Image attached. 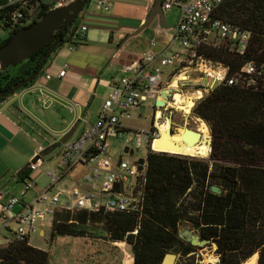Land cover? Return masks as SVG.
<instances>
[{
  "label": "trees",
  "instance_id": "16d2710c",
  "mask_svg": "<svg viewBox=\"0 0 264 264\" xmlns=\"http://www.w3.org/2000/svg\"><path fill=\"white\" fill-rule=\"evenodd\" d=\"M7 1L0 0V6ZM33 3L37 6L33 24L55 8L43 4V0ZM13 11L10 8L0 14L5 31ZM215 19L251 33V47L245 56L236 55L224 45L209 47L205 50L207 58L228 67L231 75L248 63L264 66V0H227L216 11ZM78 21L62 33L61 47L78 31ZM25 28L8 35L0 47ZM49 48L7 69L0 78V95L29 80L43 64ZM5 100L0 97V103ZM192 117L210 130L211 156L201 160L164 152L148 154L147 203L138 235H133L138 224L130 215L60 213L52 227L51 241L90 238L111 245L127 243L133 264H163L171 253L180 256L178 264H200L197 249L180 238V227L189 224L217 247L218 264H245L255 255H259L258 264H264V90L222 84L197 103ZM30 174V169L21 173L22 183L31 179ZM219 180L223 181L221 185ZM213 186L220 187L222 195L211 193ZM87 224L110 228V237L96 239L76 230ZM0 264H51V256L32 247L28 239H13L1 247Z\"/></svg>",
  "mask_w": 264,
  "mask_h": 264
},
{
  "label": "built area",
  "instance_id": "2783aa9c",
  "mask_svg": "<svg viewBox=\"0 0 264 264\" xmlns=\"http://www.w3.org/2000/svg\"><path fill=\"white\" fill-rule=\"evenodd\" d=\"M34 1L8 0L5 6H0V14L14 8L9 14L8 35L33 24L37 8ZM74 1L62 0L56 7ZM162 1L165 12L180 11L175 41L182 51L167 56L148 53L125 66L124 77L110 86L109 97L103 99L95 122L90 123L80 115L79 131L61 146L56 158L48 159V155L30 164L31 172L43 169L48 185L40 190L38 181L30 179L23 183L20 194L11 197L0 210V232H12L11 225H15L14 240L30 241L33 235L43 240L46 228L53 227L60 213H88L133 216L138 224L133 235H138L147 203L148 154L163 153L155 148L162 138L160 128L168 122L172 127L180 121L187 126L188 120L194 119L192 111L197 103L222 84L264 90V66L248 63L239 73L231 75L228 67L205 54L209 47L221 45L238 56L249 52L251 33L215 19L216 11L227 0ZM97 7L108 12L111 4L98 0ZM89 15L92 12L86 7L79 19L85 20ZM87 31L88 27L82 23L55 54L76 50ZM67 69L66 65L59 72L60 80L66 77ZM167 69L172 70L166 73ZM51 78L46 76L47 80ZM209 81L215 86L209 85ZM163 92L168 96L163 97ZM150 101L155 114L152 126L148 129L130 126L134 119L142 118ZM158 102H163V106H157ZM142 150L146 151L145 157L139 156ZM1 238L0 249L11 241ZM113 245L131 249L127 243Z\"/></svg>",
  "mask_w": 264,
  "mask_h": 264
},
{
  "label": "crops",
  "instance_id": "0c3cea01",
  "mask_svg": "<svg viewBox=\"0 0 264 264\" xmlns=\"http://www.w3.org/2000/svg\"><path fill=\"white\" fill-rule=\"evenodd\" d=\"M97 1H88L92 15L78 21L88 31L77 49L53 55L33 85L0 103V210L11 197L20 194L24 187L21 173L29 169L41 149L47 148L40 144L37 134L46 132L49 137L45 141L50 147L71 130L80 115L87 119L103 90L106 68H120L123 78L125 66L145 54L167 56L178 52L175 36L180 11H164L140 35L130 37L145 24L157 0H108V12L98 8ZM80 48L83 51L76 54ZM66 65L67 75L60 80L58 74ZM47 75L51 80L46 79ZM118 81L113 78L108 87ZM65 111L71 116L65 117ZM97 115L94 121L87 120L94 123ZM49 116L55 121L52 126L46 121ZM38 171L31 172L30 178L35 179Z\"/></svg>",
  "mask_w": 264,
  "mask_h": 264
},
{
  "label": "water",
  "instance_id": "95a60500",
  "mask_svg": "<svg viewBox=\"0 0 264 264\" xmlns=\"http://www.w3.org/2000/svg\"><path fill=\"white\" fill-rule=\"evenodd\" d=\"M61 1L62 0H43V4L50 5L55 8L49 13H47L40 21L32 24L29 28H25L17 32L12 37L9 43L0 47V78L3 76V73L7 69L17 67L18 65L26 62L27 60L44 50L45 48L50 47L44 57L43 64L38 68L35 74L19 87L0 95L1 98L6 99L9 96L21 91L22 89L27 88L30 84L36 81L37 78H39L40 74L44 71V68L46 67L49 59L55 54L57 49L61 45H63L62 33L67 30L69 25L79 20V17L87 7L89 0H75L74 2L66 6L56 7ZM163 12V1L157 0L154 9L151 12L149 18L146 20L145 24L130 37H136L140 35L145 29L151 26V24L156 18L161 17ZM162 96L167 97L168 93L163 92ZM163 104V102H158L157 106H163ZM78 127L79 123L77 122L59 142H57L53 146L45 148L40 157L35 158L33 162L36 163L38 160H40L41 157L44 158L56 151L57 149L61 148L62 145H64L75 135ZM169 136L170 138H173L175 134L173 135L172 131L170 130ZM202 137V134L196 133L188 128H185V132L182 136L183 144L188 147H192L195 144H199L201 142ZM162 139L163 136L160 141H162ZM212 144V137H210L209 145L211 148V152ZM169 147H172L174 149H182V147H179L178 145ZM174 155L187 156L183 154ZM209 155L211 156V154ZM214 170L217 171L218 167H215ZM222 183L223 181L219 180V184L221 185ZM210 191L215 195H222L223 193L222 189L217 186L211 187ZM76 230L79 232H86L89 236H92L96 239L109 238L111 234L110 228L105 226H94L91 224L79 225L76 227ZM180 238L194 247H204L206 245L211 244L209 240H205L203 238L202 231H199L198 235H190L187 239L184 238L182 235H180ZM177 260L178 255L171 253L166 256L163 264H177Z\"/></svg>",
  "mask_w": 264,
  "mask_h": 264
},
{
  "label": "rangeland",
  "instance_id": "374dc122",
  "mask_svg": "<svg viewBox=\"0 0 264 264\" xmlns=\"http://www.w3.org/2000/svg\"><path fill=\"white\" fill-rule=\"evenodd\" d=\"M174 12H175L174 14L179 13V10L174 9ZM7 37H8L7 31H5L3 27L0 25V43L4 41ZM175 48L178 49V52L182 51L180 44L178 43L176 44ZM83 49L84 48H80L78 51H76V54L81 53ZM171 70L172 69H167L166 73L170 72ZM102 76H104L103 77L104 81L101 84L103 86V90L101 91V94H99V98L94 101L92 108L89 110V115L87 116V119L89 121H92L95 117L94 115H97L99 113V109L101 108L103 99L105 100L109 97L110 91H109L108 85L111 82V80L113 78L121 80L122 72L120 68L116 66H112L109 70L106 68V72ZM208 83L211 86L212 85L215 86V84L211 81H209ZM16 94L18 93H15L9 96L8 98H6V100H11L15 98ZM152 105H153V102L151 101L148 102L146 104V109L143 110L142 112V118L134 119L132 122H130V126L134 128H138V129L150 128L155 118ZM64 116L68 118L71 116V114L65 111ZM46 121L51 126H52V123L55 122L50 118V116H49V120H46ZM202 123L204 122L203 121L201 122L200 120L189 119L188 125L186 126L180 121V123L173 125V127L175 128V136L176 134L177 135L179 134L180 129H185L186 127H189V129L193 131H199V128ZM206 127L209 131L208 135L210 138L211 137L210 130L207 125ZM41 133H42L41 136L37 134V137L39 138V142L40 144H43L45 147H48L47 146L48 143L47 141H45V138L49 136L43 130H41ZM117 146H118V143H116L115 147L117 148ZM60 151H61L60 148L57 149L56 151H54L48 156V159L56 158L58 154L60 153ZM145 155H146L145 150H142L139 153V156L145 157ZM195 158L201 159V160H208L210 158V155L208 157H195ZM132 159L133 158H129V160H132ZM32 180L39 181L38 188L40 190H43L48 185V180L44 176L43 169L39 170L36 173V178ZM216 183H218V181H216L214 185H216ZM15 228H16L15 225H11L12 232H15ZM12 232L3 231V234L9 240H12L13 239ZM51 232H52V227H47L46 236L43 240H41L38 235H33L30 238V245L32 247L44 250L45 252H48L50 254L51 264H133L132 251L128 246L116 247V246L111 245L110 243H107L104 240H92L90 238H85V239L56 238L54 241H51ZM198 233H199V230L194 229L189 224H184L180 227V235H182L186 239L189 238L190 235H194V234L198 235ZM3 234L0 233V242L3 241L1 238V235ZM114 247L117 248V250L114 249ZM195 248L197 249L196 260L200 264H218L220 262V257L216 253L217 247L215 245L212 246L210 244L204 247H195ZM179 262H180V256L178 255L177 264Z\"/></svg>",
  "mask_w": 264,
  "mask_h": 264
},
{
  "label": "bare ground",
  "instance_id": "6f19581e",
  "mask_svg": "<svg viewBox=\"0 0 264 264\" xmlns=\"http://www.w3.org/2000/svg\"><path fill=\"white\" fill-rule=\"evenodd\" d=\"M192 103L190 104V107H192ZM161 133L163 136L162 141H159L156 143L155 148L158 152H169L174 154H183V155H189L193 157H208L211 148L209 145V135H208V129L204 123L201 124L199 131H194L196 133L202 134V139L199 144H195L192 147H188L185 144H183L182 136L185 132V129H180L179 134L174 136L173 138H170L169 131L171 130L170 122L163 125L161 128ZM178 145L179 147H182V149H174L170 148L169 146H175ZM258 255H255L253 258H251L247 263L245 264H257L258 263Z\"/></svg>",
  "mask_w": 264,
  "mask_h": 264
},
{
  "label": "flooded vegetation",
  "instance_id": "af4514ba",
  "mask_svg": "<svg viewBox=\"0 0 264 264\" xmlns=\"http://www.w3.org/2000/svg\"><path fill=\"white\" fill-rule=\"evenodd\" d=\"M174 125H176V124H174ZM171 131H172V133L174 135L175 134V128L173 127V125H172V128H171Z\"/></svg>",
  "mask_w": 264,
  "mask_h": 264
}]
</instances>
